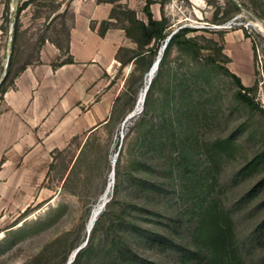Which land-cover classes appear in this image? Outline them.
I'll use <instances>...</instances> for the list:
<instances>
[{"label": "rangeland", "instance_id": "374dc122", "mask_svg": "<svg viewBox=\"0 0 264 264\" xmlns=\"http://www.w3.org/2000/svg\"><path fill=\"white\" fill-rule=\"evenodd\" d=\"M25 1L0 0L6 86L39 62L47 43L58 51L53 67L71 63L73 35L85 69L94 54L114 68L56 132L49 125L34 126L31 137L0 131V264H208L204 234L188 243L186 231L225 217L233 245L225 264H264V113L238 98L231 75L248 61L239 78L264 111V0H155L163 6L150 10L165 18L168 38L188 28L193 44L171 42L147 85L164 44L132 60L143 38L128 11L146 22V0H66L62 8L61 0H31L16 17ZM102 95V121L79 123Z\"/></svg>", "mask_w": 264, "mask_h": 264}, {"label": "crops", "instance_id": "0c3cea01", "mask_svg": "<svg viewBox=\"0 0 264 264\" xmlns=\"http://www.w3.org/2000/svg\"><path fill=\"white\" fill-rule=\"evenodd\" d=\"M104 37L100 39L103 43L107 40ZM80 48L81 45L73 35L69 42L72 62L53 67V59L58 56L57 49L49 43L42 46L39 62L25 67L3 95L0 131L10 133L14 136L11 138H17V135L20 137L24 132L26 137H31L34 126L39 125L42 129L49 125L52 132H56L65 121L79 116L81 107L96 96L100 86H104L102 75H109L114 68L109 67L105 58L100 59V54H94L90 61L95 64L91 63L85 69L83 63L89 60L83 56ZM228 59L230 63L231 59ZM234 69L233 74L242 77L245 71L250 70V66L246 60L245 64ZM88 88L90 90L87 92ZM97 99L90 102V112L81 115L79 123L93 126L102 121L97 118V111L104 110L102 102L105 96Z\"/></svg>", "mask_w": 264, "mask_h": 264}, {"label": "trees", "instance_id": "16d2710c", "mask_svg": "<svg viewBox=\"0 0 264 264\" xmlns=\"http://www.w3.org/2000/svg\"><path fill=\"white\" fill-rule=\"evenodd\" d=\"M30 1L31 0L22 2L19 9L16 10V17H18V14L20 13L22 9L27 7ZM94 1L98 4H111V5L116 4L118 6H121V2L123 0H94ZM65 2L66 0H61V2L57 4L56 8H62ZM156 4H159L160 7L163 6L162 2L158 3L155 0L145 1L143 13L146 16V22L136 19L134 11L128 10L132 16L131 21L139 26L141 35L143 38V48L136 56L132 58V60L134 61H137L138 59L142 58L143 57L142 55L145 52H149L150 54L153 53L154 55L155 53L154 46L157 47V46L163 45L168 38V34L166 33L167 26H166L165 18L161 17L159 20H155L150 10V8ZM5 14H7L6 9H5ZM106 23L108 22H105V21L102 22V24H106ZM12 29H13V34H15L18 31L19 29L18 19L12 22ZM106 29L107 28H105L100 33V37L104 36ZM191 31L192 30L188 28H182L177 33L171 35L166 44L165 51L168 49L170 43L174 42L178 38H182L185 41L186 45H189V46L192 45L193 44L192 41L186 38L188 33H190ZM151 44L152 46L150 48H146L144 50V47H147ZM252 49L254 51V47ZM220 50H222V48H220ZM8 74L9 72L6 73V76H8ZM17 75L14 77V79L17 77ZM231 75L234 78L236 85L238 87V95H237L238 98L252 110H258L264 113V111L255 102L254 98L248 94V92L252 91L253 89L243 86V84L240 81V78L237 77L235 74L231 73ZM12 85H13V81L11 85L6 86V80H3V82L0 84V103H2L3 101V95L10 87H12ZM217 222L214 223L212 221H207L203 219L202 221L195 222L192 225H190V227L187 229L186 234H185V239L186 241H188V243H191L193 241V239L195 238L194 237L195 235L201 236L204 234V238H205L203 240L204 244L206 247L211 249L210 251L212 254L211 260H209L208 264H225L224 260H226V255L227 253L231 252V249L233 247V245H231V243L228 240L229 238H231L230 237L231 231H230V226L227 221V218L226 217L223 218L222 222L221 221L218 223ZM192 228H194V234L191 233Z\"/></svg>", "mask_w": 264, "mask_h": 264}, {"label": "bare ground", "instance_id": "6f19581e", "mask_svg": "<svg viewBox=\"0 0 264 264\" xmlns=\"http://www.w3.org/2000/svg\"><path fill=\"white\" fill-rule=\"evenodd\" d=\"M162 53H163V51L160 50V53L156 56L152 66L150 67V69H149V71H148V73L146 75V83H145V85L148 84V81L151 80V78L153 77V75L157 71L158 65H159V63L161 61ZM146 89H147V86H145V88L140 91L139 97H138V100H137V103H136V108L141 107V105L143 103V100H144V97H145ZM108 194H109V189H107L103 193V195L101 196V198L99 199L97 204L91 210V213H90V216H89V219H88V223H87V232L88 233L90 232L93 224L96 222L98 216L102 212V209L105 206L106 198H107Z\"/></svg>", "mask_w": 264, "mask_h": 264}, {"label": "water", "instance_id": "95a60500", "mask_svg": "<svg viewBox=\"0 0 264 264\" xmlns=\"http://www.w3.org/2000/svg\"><path fill=\"white\" fill-rule=\"evenodd\" d=\"M169 39V38H168ZM167 42H168V40H166L165 41V43H164V45L162 46V48L160 49L161 51H163L164 49H165V47H166V44H167ZM159 53H160V51H159ZM158 53V54H159ZM7 68V65L5 66V69ZM6 75V72H4L3 73V77ZM3 82V78H1V80H0V84Z\"/></svg>", "mask_w": 264, "mask_h": 264}, {"label": "built area", "instance_id": "2783aa9c", "mask_svg": "<svg viewBox=\"0 0 264 264\" xmlns=\"http://www.w3.org/2000/svg\"><path fill=\"white\" fill-rule=\"evenodd\" d=\"M228 26H230V24H228Z\"/></svg>", "mask_w": 264, "mask_h": 264}]
</instances>
